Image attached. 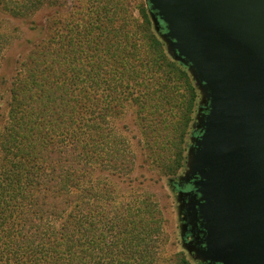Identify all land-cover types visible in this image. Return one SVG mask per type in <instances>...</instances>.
I'll list each match as a JSON object with an SVG mask.
<instances>
[{"label":"trees","instance_id":"obj_1","mask_svg":"<svg viewBox=\"0 0 264 264\" xmlns=\"http://www.w3.org/2000/svg\"><path fill=\"white\" fill-rule=\"evenodd\" d=\"M62 1L0 0V11L29 18ZM86 1L91 18L74 34L87 41L79 42L68 33L55 40L47 25L43 39L21 43V50L28 49L27 60L13 78L8 125L0 139V264H163L160 216L148 214L145 199L130 207L116 204L113 191L101 189L93 177L98 167L117 166V142L110 138L97 105L96 86L105 64L92 58L90 72L80 78L73 69L80 64H70L67 53L75 42L77 50L104 48L114 60L118 53H126L123 40L139 37L159 51L152 50L159 62L184 72L168 62L147 8L136 6L138 0L130 4L135 12L132 27L119 24L121 12L116 10L122 0ZM31 25L30 31L42 32L34 22ZM8 45L0 35V62ZM84 79L92 86H79ZM122 87L120 81L117 89ZM164 264L191 263L178 253Z\"/></svg>","mask_w":264,"mask_h":264},{"label":"rangeland","instance_id":"obj_2","mask_svg":"<svg viewBox=\"0 0 264 264\" xmlns=\"http://www.w3.org/2000/svg\"><path fill=\"white\" fill-rule=\"evenodd\" d=\"M63 1L62 5L29 18H12L0 11V35L9 44L0 62V139L8 125L13 78L20 64L27 60L28 49L21 50V43L27 39L34 42L43 39L47 25L49 36L55 40L67 33L79 42L88 40L80 33L74 34L75 29L91 18L87 1ZM120 3L116 10L121 12L117 17L122 20L119 24L132 27L134 0ZM140 5L147 8L152 31L168 62L176 63L184 74L159 62L152 50L159 51L139 37L123 40L126 53H118L114 60L108 59L104 48L94 51L83 46L77 50L75 42L71 43L67 58L73 66L80 64L78 69L73 68L81 74L80 78H86V73L90 72L92 58L96 60L97 56L105 64L96 86L97 105L103 110L100 117L109 127L110 138L117 142V166L98 167L93 177L97 178L101 189L113 191L112 199L116 204L130 207L133 202L145 199L149 204L148 214L160 216L164 239L159 259L163 264L178 253H183L191 264H222L213 261L209 253L200 218V205L204 200L198 190L204 181L201 153L214 93L198 67L181 53L179 41L171 35L151 0H138L136 6ZM32 22L42 28V32L30 31ZM16 44L20 46L16 48ZM79 51L81 56L76 59ZM135 54L143 63L134 57ZM122 63L125 68L120 69ZM119 79L123 86L120 90L117 89ZM87 80L79 86L84 89L92 86ZM125 86L130 89L126 91ZM2 157L0 149V163ZM124 158L128 159L120 165Z\"/></svg>","mask_w":264,"mask_h":264},{"label":"water","instance_id":"obj_3","mask_svg":"<svg viewBox=\"0 0 264 264\" xmlns=\"http://www.w3.org/2000/svg\"><path fill=\"white\" fill-rule=\"evenodd\" d=\"M214 93L201 153L211 259L264 264V0H151Z\"/></svg>","mask_w":264,"mask_h":264}]
</instances>
